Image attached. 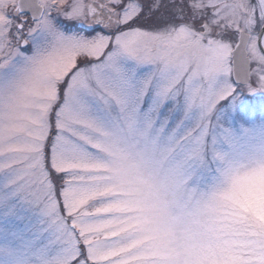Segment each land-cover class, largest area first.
Returning <instances> with one entry per match:
<instances>
[{
	"label": "snow or ice",
	"instance_id": "6c2138e0",
	"mask_svg": "<svg viewBox=\"0 0 264 264\" xmlns=\"http://www.w3.org/2000/svg\"><path fill=\"white\" fill-rule=\"evenodd\" d=\"M0 264H264V0H0Z\"/></svg>",
	"mask_w": 264,
	"mask_h": 264
}]
</instances>
